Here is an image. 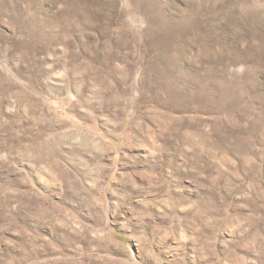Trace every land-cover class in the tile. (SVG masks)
Here are the masks:
<instances>
[{"label":"rangeland","instance_id":"obj_1","mask_svg":"<svg viewBox=\"0 0 264 264\" xmlns=\"http://www.w3.org/2000/svg\"><path fill=\"white\" fill-rule=\"evenodd\" d=\"M0 264H264V0H0Z\"/></svg>","mask_w":264,"mask_h":264}]
</instances>
